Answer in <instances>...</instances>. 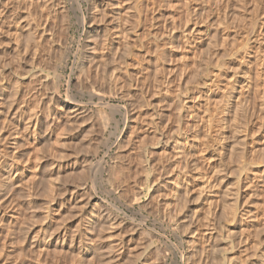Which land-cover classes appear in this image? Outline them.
Masks as SVG:
<instances>
[{
    "label": "rangeland",
    "instance_id": "374dc122",
    "mask_svg": "<svg viewBox=\"0 0 264 264\" xmlns=\"http://www.w3.org/2000/svg\"><path fill=\"white\" fill-rule=\"evenodd\" d=\"M0 264H264V0H0Z\"/></svg>",
    "mask_w": 264,
    "mask_h": 264
},
{
    "label": "bare ground",
    "instance_id": "6f19581e",
    "mask_svg": "<svg viewBox=\"0 0 264 264\" xmlns=\"http://www.w3.org/2000/svg\"><path fill=\"white\" fill-rule=\"evenodd\" d=\"M117 45H120V42H118L117 43ZM54 93V92H53ZM52 93V94H53ZM56 96V95H55ZM51 97H52V95H51ZM69 101V100H68ZM77 102V101H76ZM69 108H75L74 110H80V108L77 106V104H72L71 103V101L70 102H66L65 103ZM100 105V104H99ZM111 107V106H110ZM29 120V125L30 126H32V128L34 129L36 126H38L39 124H40V117H39V115L37 116V115H33L32 117H30V118H28ZM28 125V126H29ZM32 134H33V130H32ZM185 141H186V139H185ZM98 164V163H97ZM108 166V165H107ZM12 171H13V173L15 172V174L17 173L18 174V172L16 171V167H14V168H12V169H10V172H11V174H13L12 173ZM91 171V170H90ZM10 172H9V174H10ZM8 178H10V177H8ZM7 178V179H8ZM13 179V177L12 178H10V180H12ZM6 180V179H5ZM3 182H5V181H3ZM6 182H7V180H6ZM5 182V183H6ZM12 182V181H11ZM13 183V182H12ZM3 184V183H2ZM9 184V183H8ZM82 187V186H81ZM90 187V186H89ZM116 208V207H115ZM120 245V244H119Z\"/></svg>",
    "mask_w": 264,
    "mask_h": 264
}]
</instances>
